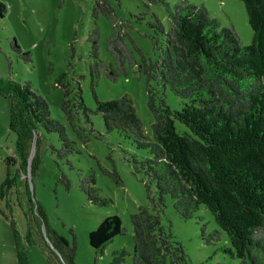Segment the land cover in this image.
<instances>
[{"label":"rangeland","instance_id":"rangeland-1","mask_svg":"<svg viewBox=\"0 0 264 264\" xmlns=\"http://www.w3.org/2000/svg\"><path fill=\"white\" fill-rule=\"evenodd\" d=\"M178 1L0 0L5 7L0 15V76L19 83L29 82L32 90L46 101L50 117L64 126L73 142V152L67 159L58 158L57 135L40 127L38 145L32 137L27 148L19 151L17 134L10 127L8 100L0 96V182L6 174L4 161L12 158L9 170L17 187V194H9V201H2L0 208L11 216L18 244L26 250L30 264H62L46 231L58 235L68 246L75 245L74 264H108L111 252L119 249L128 253L124 262L131 263L129 217L141 206L154 212L158 196L153 182L148 195L145 174L135 169L150 154L147 149L136 148L132 138H126L121 131H106L101 114L96 112V100L105 102L127 96L149 138L153 117L147 108L148 87L144 74L136 66L120 74L116 81L100 69L99 74H90L89 67L99 61L111 63L105 44L115 30L125 35L139 63L142 58L147 63L156 61L164 45L163 33H158L152 24L160 23L167 32L170 28L167 8L172 10ZM187 1L204 5L219 28L233 27L241 45L251 43L252 30L240 0ZM97 3L107 9L106 13H94ZM93 32L97 59L91 55L89 39ZM13 38L21 51L29 54V61L12 49ZM149 86L157 103L162 101L172 110H180L185 103L158 81L150 80ZM65 91L70 93L67 99L79 92L84 105V109L72 110L73 124L61 109ZM175 128L179 132L187 130L177 121ZM23 163L27 166L23 167ZM89 173L94 177L99 197L106 203L89 201L81 191L80 178ZM114 173L120 179L119 184L112 176ZM149 196H154L153 203ZM156 209L164 232L182 246L185 264L238 263L234 254L226 251L231 249L227 236L204 207L190 219H184L175 212L167 195L164 206ZM113 215L120 219L122 232L102 254L95 253L88 243V234L101 220ZM216 232L218 239L213 238ZM14 248L9 221L0 214V264H17Z\"/></svg>","mask_w":264,"mask_h":264},{"label":"trees","instance_id":"trees-1","mask_svg":"<svg viewBox=\"0 0 264 264\" xmlns=\"http://www.w3.org/2000/svg\"><path fill=\"white\" fill-rule=\"evenodd\" d=\"M240 1L252 30L248 45L240 44L233 27L219 28L204 5L179 0L172 10L167 8V32L160 23L152 24L158 33H163L164 45L156 61L147 63L142 58L139 63L125 35L115 30L105 44L111 63L99 61L89 67L90 74H99L100 69L116 81L120 74L136 66L148 87L147 108L153 117L149 138L127 96L96 100V112L101 114L105 130L121 131L126 138H132L136 148L147 149L150 154L135 169L144 172L148 195L153 182L158 196L154 212L141 206L129 217L130 264H185L182 246L164 232L156 209L164 206L167 195L175 212L184 219H190L200 207L207 209L227 236L231 249L226 251L234 254L237 264H264V0ZM4 9L0 2V15ZM108 9L114 13L112 6ZM93 10L106 13L107 9L97 3ZM89 41L91 55L97 59L95 32ZM10 43L18 55L30 60L14 38ZM150 80L185 100L182 108L172 110L162 101L157 103ZM69 94L64 92L61 109L73 124L72 110L84 109V105L79 92L67 99ZM0 96L8 100L10 127L17 134L19 151L27 148L32 137L38 145L41 127L57 135L58 158L67 159L73 152V142L64 126L50 117L46 101L29 82L0 76ZM175 121L187 130L177 131ZM11 161L12 158L4 161L6 174L0 182V203H7L12 192L17 194L15 176L9 170ZM112 176L119 184V177L115 173ZM79 186L89 201L106 203L99 197L92 173L81 177ZM149 199L152 203L155 200L154 196ZM0 214L9 221L14 235L16 263L30 264L26 250L18 244L11 216L1 208ZM121 232L120 219L108 216L88 234V243L95 253L102 254ZM46 236L62 264H74L75 245L68 246L53 232L46 231ZM213 238L218 239V232ZM126 255L123 249L114 250L108 264H127Z\"/></svg>","mask_w":264,"mask_h":264}]
</instances>
